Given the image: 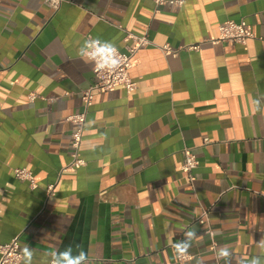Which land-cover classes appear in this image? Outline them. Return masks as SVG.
Masks as SVG:
<instances>
[{
	"label": "crops",
	"instance_id": "crops-1",
	"mask_svg": "<svg viewBox=\"0 0 264 264\" xmlns=\"http://www.w3.org/2000/svg\"><path fill=\"white\" fill-rule=\"evenodd\" d=\"M0 0V244L19 236L47 253L79 243L88 264H215L221 246L241 264L264 250V0ZM244 20L246 45L213 44ZM136 90L94 93L80 154L71 162L82 92L95 83L77 55L89 38L133 47ZM200 45L199 51L184 49ZM169 45L176 57L160 50ZM197 157L191 179L183 151ZM32 172L37 187L14 178ZM54 194H47L48 186ZM197 231L180 263L174 245ZM74 247V254H76ZM20 264H23V260Z\"/></svg>",
	"mask_w": 264,
	"mask_h": 264
},
{
	"label": "built area",
	"instance_id": "built-area-1",
	"mask_svg": "<svg viewBox=\"0 0 264 264\" xmlns=\"http://www.w3.org/2000/svg\"><path fill=\"white\" fill-rule=\"evenodd\" d=\"M63 0H44L45 6L51 10H58ZM154 5L159 8L163 6H171L174 8H181L184 0H152ZM254 37L250 26L244 21H226L218 27V36L213 40H208L213 44H228V45H246L248 40ZM126 39L134 42L133 47L127 48L126 52H121L118 49L119 67L115 70L95 71V83L87 90L82 92L81 100L83 103V111L79 114L73 115L67 119L73 126V132L70 140L71 162L63 169L64 172L76 171L85 166V161L80 154V146L82 142V135L86 123V114L89 108L93 105L94 93H103L112 90L116 87H123L127 93H132L136 90V82L131 78L130 70L132 68V57L141 49L150 45V41L146 36H136L128 33ZM184 49L189 51H199L200 45L185 46ZM162 53L169 57H176L178 51L172 50L169 45H164L160 48ZM93 64V63H92ZM198 167L197 157L190 151L184 149L183 164L181 171L191 179L192 173ZM14 178L18 181L28 182L30 189L37 187L36 180L32 172L27 169H16L14 171ZM47 194L52 196L54 194V186L50 185L47 188ZM22 248L19 243V236L13 238L8 243L0 244V264H20ZM178 262L184 263L191 260L189 255H179ZM215 264H221L216 261Z\"/></svg>",
	"mask_w": 264,
	"mask_h": 264
},
{
	"label": "clouds",
	"instance_id": "clouds-1",
	"mask_svg": "<svg viewBox=\"0 0 264 264\" xmlns=\"http://www.w3.org/2000/svg\"><path fill=\"white\" fill-rule=\"evenodd\" d=\"M77 55L92 62L94 70L97 72L111 71L119 67L118 50L110 41L89 38L79 48ZM255 104L257 111H264L260 100H256ZM196 236L197 231L194 228L187 231L184 234V238L174 245L175 252L181 256L186 255ZM258 246L264 250V238L258 242ZM74 247L77 250L76 254H74ZM47 255L50 257L49 264H88L87 253L79 243L75 245L69 244L63 251L54 250L47 253ZM216 255L219 260L224 261V264H231L232 251L228 246L219 247ZM21 256L23 264H34L35 250L27 244L23 247ZM241 264H264V252L246 262L242 261Z\"/></svg>",
	"mask_w": 264,
	"mask_h": 264
}]
</instances>
